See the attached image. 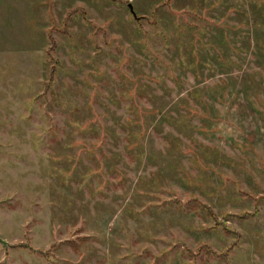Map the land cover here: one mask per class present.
I'll return each instance as SVG.
<instances>
[{"label":"rangeland","instance_id":"obj_1","mask_svg":"<svg viewBox=\"0 0 264 264\" xmlns=\"http://www.w3.org/2000/svg\"><path fill=\"white\" fill-rule=\"evenodd\" d=\"M0 236V264H264V0H0Z\"/></svg>","mask_w":264,"mask_h":264},{"label":"water","instance_id":"obj_2","mask_svg":"<svg viewBox=\"0 0 264 264\" xmlns=\"http://www.w3.org/2000/svg\"><path fill=\"white\" fill-rule=\"evenodd\" d=\"M126 6L129 8V10H130L131 13L133 14V16H135V14H134V12H133V9H132V7H131V5H130V2H129ZM0 240L3 241V243H5V241L1 238V236H0Z\"/></svg>","mask_w":264,"mask_h":264}]
</instances>
